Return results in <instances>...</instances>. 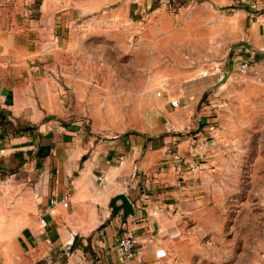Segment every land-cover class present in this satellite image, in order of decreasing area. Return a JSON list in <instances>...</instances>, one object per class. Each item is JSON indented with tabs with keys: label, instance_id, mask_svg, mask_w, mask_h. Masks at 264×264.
Listing matches in <instances>:
<instances>
[{
	"label": "crops",
	"instance_id": "1",
	"mask_svg": "<svg viewBox=\"0 0 264 264\" xmlns=\"http://www.w3.org/2000/svg\"><path fill=\"white\" fill-rule=\"evenodd\" d=\"M170 1L0 0V264H195L202 254L219 176L264 133V5L250 14L237 0ZM112 29L148 51L146 95L160 97L144 136L88 134L68 110L76 82L61 71L76 34ZM196 132L206 168L180 177L172 155L191 162ZM119 193L133 216L112 212ZM125 233L139 240L132 259L116 251Z\"/></svg>",
	"mask_w": 264,
	"mask_h": 264
},
{
	"label": "rangeland",
	"instance_id": "2",
	"mask_svg": "<svg viewBox=\"0 0 264 264\" xmlns=\"http://www.w3.org/2000/svg\"><path fill=\"white\" fill-rule=\"evenodd\" d=\"M187 1L170 2L179 8ZM84 31L76 34L77 52L62 62L61 80L76 82L70 116L98 137L146 135L149 118L159 115L155 106L160 96L146 95L148 51L137 46L143 37L124 39L112 29L91 38ZM241 152L225 166L217 193L206 205L205 225L198 230L202 254L195 264H264V133L254 134Z\"/></svg>",
	"mask_w": 264,
	"mask_h": 264
},
{
	"label": "built area",
	"instance_id": "3",
	"mask_svg": "<svg viewBox=\"0 0 264 264\" xmlns=\"http://www.w3.org/2000/svg\"><path fill=\"white\" fill-rule=\"evenodd\" d=\"M237 4L240 7L246 8L250 14H253L257 8L264 5V0H237ZM247 67L246 63H240L239 69L243 71ZM159 95V93H157ZM170 104L174 107L179 104L177 99L170 100ZM193 148L195 150V154L193 155V160L191 162H187L183 157L179 154L174 153L172 157L175 160V168L180 177H184L188 175H196L199 174L202 170L206 168V164L204 159L206 158V147L208 145V140L202 133L196 132L192 137ZM98 180L104 187V178L102 176L98 177ZM69 194L66 193L60 199V202L63 206L68 205ZM55 198H50V203H55ZM39 222L41 226L46 225V219L43 215L39 217ZM139 246L138 237L132 233H125L118 237L116 241V251L117 253L126 259H132L137 255V249Z\"/></svg>",
	"mask_w": 264,
	"mask_h": 264
},
{
	"label": "water",
	"instance_id": "4",
	"mask_svg": "<svg viewBox=\"0 0 264 264\" xmlns=\"http://www.w3.org/2000/svg\"><path fill=\"white\" fill-rule=\"evenodd\" d=\"M226 77H227V73L222 72L220 78L214 83L213 88L217 87L222 82H224ZM117 201H120V202L117 203ZM109 205H110V208L114 214L117 212H120L124 218H127L128 216L134 215L133 205H132L131 201L129 200V198L124 193H119V194L115 195L114 197H112L110 199ZM72 245H73V243L70 242L69 244H67L66 247L58 250L56 253L57 254H58V252L59 253L60 252L61 253H69L72 249Z\"/></svg>",
	"mask_w": 264,
	"mask_h": 264
},
{
	"label": "trees",
	"instance_id": "5",
	"mask_svg": "<svg viewBox=\"0 0 264 264\" xmlns=\"http://www.w3.org/2000/svg\"><path fill=\"white\" fill-rule=\"evenodd\" d=\"M77 242H76V239L74 240L73 242V245H72V249L76 246Z\"/></svg>",
	"mask_w": 264,
	"mask_h": 264
}]
</instances>
